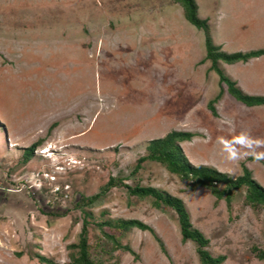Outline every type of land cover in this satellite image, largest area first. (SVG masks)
Here are the masks:
<instances>
[{"label": "rangeland", "instance_id": "obj_1", "mask_svg": "<svg viewBox=\"0 0 264 264\" xmlns=\"http://www.w3.org/2000/svg\"><path fill=\"white\" fill-rule=\"evenodd\" d=\"M195 1L222 52L264 49V0ZM205 49L175 0H0V264H68L84 222L102 264H201L175 211L153 198L119 185L82 206L111 178L181 199L223 264H264V208L246 188L228 204L157 162L136 170L151 141L189 132L180 146L193 166L233 178L247 168L264 187V106L232 97ZM219 67L264 96V56ZM118 220L152 231L102 226Z\"/></svg>", "mask_w": 264, "mask_h": 264}, {"label": "trees", "instance_id": "obj_2", "mask_svg": "<svg viewBox=\"0 0 264 264\" xmlns=\"http://www.w3.org/2000/svg\"><path fill=\"white\" fill-rule=\"evenodd\" d=\"M184 9V15L186 20L198 30H201L205 34V47H206V60L211 62V69L215 71L220 78V83L227 86L228 93L239 102L243 103L247 107H261L264 106V96H253L245 93L233 81L228 77L223 70L219 67L220 62H224L228 65H234L239 62H248L252 59L264 56L263 50H255L248 53L237 52L233 54H227L222 52L221 48L214 44L210 25L207 20L201 19L199 16L198 4L195 0H175ZM223 91L209 103L208 108L213 115H217L215 104L220 100ZM194 137L193 133L189 132H171L162 139L153 140L147 147L148 155L138 160L136 170L141 168V163L147 160L157 162L164 166L171 174H174L184 181H191V187L207 188L211 191L212 195L219 201L225 199L228 204L232 202L235 191H239L242 188H246V201L253 207L264 208V187L261 186L252 177V172L244 168L243 175L238 178L230 177L228 174L221 173L213 167L208 166H193L186 158L181 143L185 141H191ZM41 142L33 144L30 148L24 151V162H28L33 156L36 147ZM135 170V171H136ZM119 185L126 188L131 196L138 197L140 199L153 198L157 206L162 204L173 209L178 216V222L180 225L181 235L183 242L193 241L197 245V254L199 256L201 264H223L225 257H213L207 250L209 240L199 230L193 228L190 214L184 204V202L164 193L153 187L143 186H128L124 181L120 180V184L117 183L115 178H111L109 183L102 188L99 194L92 197H84L82 201L84 207H94L102 195L108 193L112 188H116ZM107 225L115 227L118 230L129 231L133 228H137L142 231H152L149 226H146L137 220H118L108 221L102 226ZM73 248L79 249L78 258L74 255L71 258V262L68 264H102L99 260H95L90 256V247L88 244V222L83 223L82 231L80 234V242ZM119 247V246H117ZM130 251L129 248H126ZM258 259L264 261V251H256ZM41 263L55 264L52 260L47 259L44 256H35Z\"/></svg>", "mask_w": 264, "mask_h": 264}, {"label": "bare ground", "instance_id": "obj_3", "mask_svg": "<svg viewBox=\"0 0 264 264\" xmlns=\"http://www.w3.org/2000/svg\"><path fill=\"white\" fill-rule=\"evenodd\" d=\"M48 152H50V151L47 150V151H45L44 153H48Z\"/></svg>", "mask_w": 264, "mask_h": 264}]
</instances>
